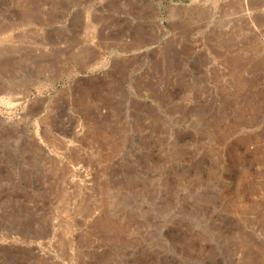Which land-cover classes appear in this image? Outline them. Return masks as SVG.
Listing matches in <instances>:
<instances>
[{"label":"rangeland","instance_id":"rangeland-1","mask_svg":"<svg viewBox=\"0 0 264 264\" xmlns=\"http://www.w3.org/2000/svg\"><path fill=\"white\" fill-rule=\"evenodd\" d=\"M0 83V264H264V0H0Z\"/></svg>","mask_w":264,"mask_h":264},{"label":"bare ground","instance_id":"bare-ground-1","mask_svg":"<svg viewBox=\"0 0 264 264\" xmlns=\"http://www.w3.org/2000/svg\"><path fill=\"white\" fill-rule=\"evenodd\" d=\"M1 84V83H0ZM6 86V85H5ZM2 90H3V87H2V85H0V92H2ZM4 92V91H3ZM138 114H140V113H138ZM0 131H2V128L0 127ZM36 152H38V151H36ZM4 157V156H3ZM8 158V157H7ZM14 166V165H13ZM17 168H19V166L17 167ZM24 175V174H23ZM153 236V235H152ZM151 244V243H150ZM162 248V247H161ZM7 258V257H6ZM10 262H11V264H17L18 263V261H17V259L15 260H9ZM18 264H20V263H18Z\"/></svg>","mask_w":264,"mask_h":264}]
</instances>
